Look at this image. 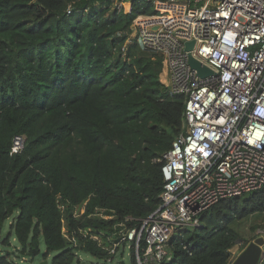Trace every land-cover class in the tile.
<instances>
[{"label":"trees","instance_id":"obj_1","mask_svg":"<svg viewBox=\"0 0 264 264\" xmlns=\"http://www.w3.org/2000/svg\"><path fill=\"white\" fill-rule=\"evenodd\" d=\"M115 1L0 0V246L14 235L24 256L43 236L52 264H81L79 251L109 264L115 239L161 204L186 97L161 82L163 57L132 38L135 19L156 14L154 0H120L129 11ZM253 215H264V186L176 231L167 264H230L234 225ZM0 264L16 262L0 250Z\"/></svg>","mask_w":264,"mask_h":264},{"label":"built area","instance_id":"obj_2","mask_svg":"<svg viewBox=\"0 0 264 264\" xmlns=\"http://www.w3.org/2000/svg\"><path fill=\"white\" fill-rule=\"evenodd\" d=\"M154 5L156 14L135 19L132 38L163 57L161 82L186 97V129L164 156L160 206L124 237L137 264H167L176 231L198 228L213 205L264 186V0ZM190 54L213 74L193 70ZM24 147L25 137L15 136L13 151Z\"/></svg>","mask_w":264,"mask_h":264},{"label":"rangeland","instance_id":"obj_3","mask_svg":"<svg viewBox=\"0 0 264 264\" xmlns=\"http://www.w3.org/2000/svg\"><path fill=\"white\" fill-rule=\"evenodd\" d=\"M115 5L123 7V10L129 11L131 3L125 2L120 3V0L115 1ZM163 71L160 75V80H162ZM84 208H80L76 210V213H83ZM11 224V220L5 222L3 226V236H6L9 233V226ZM234 227L237 229L238 233L241 236V239L237 241L235 246L231 249L232 260L230 264L238 257V255L247 247L251 242L256 240L259 237L264 236V215H253L246 218L243 221L237 222ZM124 242V243H123ZM123 243V244H122ZM120 246L119 251L115 254L113 261L109 264H131L132 263V244L131 242H126L124 237L117 238L114 241L113 247L116 248ZM19 248V244L14 237L11 238V245L7 247L0 246L1 254L10 253L11 258L16 262V264H52V259L54 254L45 257L47 250L45 246V241L43 236L39 238V252L34 256H24L17 249ZM80 261L81 264H105V262L100 259L79 251L77 252V262ZM261 264H264V255L261 261Z\"/></svg>","mask_w":264,"mask_h":264},{"label":"water","instance_id":"obj_4","mask_svg":"<svg viewBox=\"0 0 264 264\" xmlns=\"http://www.w3.org/2000/svg\"><path fill=\"white\" fill-rule=\"evenodd\" d=\"M195 42L186 43V50L192 51ZM189 64L200 76L213 74L212 70L189 55ZM264 255V236L251 242L231 264H261ZM46 264V263H43Z\"/></svg>","mask_w":264,"mask_h":264},{"label":"bare ground","instance_id":"obj_5","mask_svg":"<svg viewBox=\"0 0 264 264\" xmlns=\"http://www.w3.org/2000/svg\"><path fill=\"white\" fill-rule=\"evenodd\" d=\"M164 78H165V74H164Z\"/></svg>","mask_w":264,"mask_h":264}]
</instances>
